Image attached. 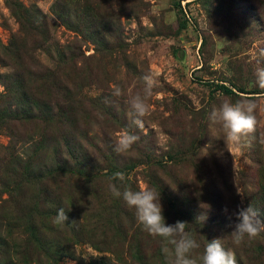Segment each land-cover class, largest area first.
Returning <instances> with one entry per match:
<instances>
[{
  "label": "rangeland",
  "instance_id": "374dc122",
  "mask_svg": "<svg viewBox=\"0 0 264 264\" xmlns=\"http://www.w3.org/2000/svg\"><path fill=\"white\" fill-rule=\"evenodd\" d=\"M258 67L264 0H0V264H167L161 238L110 182L159 191L166 223H188L200 244L197 259L222 238L237 264H264V231L239 246L230 235L238 208L264 219ZM147 74L157 86L140 129L128 101ZM226 99L257 104L242 146L226 145L208 119ZM125 129L139 140L118 154ZM53 202L89 235L59 236Z\"/></svg>",
  "mask_w": 264,
  "mask_h": 264
},
{
  "label": "clouds",
  "instance_id": "9594fccd",
  "mask_svg": "<svg viewBox=\"0 0 264 264\" xmlns=\"http://www.w3.org/2000/svg\"><path fill=\"white\" fill-rule=\"evenodd\" d=\"M255 77L256 85L264 89V67L256 69ZM142 79L145 85L143 94L137 93L128 101L132 114L135 116L132 123L140 129L144 127L143 118L150 112L149 99L153 95V89L157 86V81L151 74L144 75ZM121 94L122 90L116 87L113 95L120 96ZM256 108V102L251 99H240L236 102L226 99L218 107H213L208 119L211 125L218 126L223 131L226 145L242 146L244 141L256 132ZM138 140L139 136L125 129L117 135L114 151L118 154H125L133 149ZM113 179L124 181L125 176L117 172ZM108 188L113 197L122 198L128 208L134 210L137 223L145 232L154 238H161L163 245L161 251L167 264H237L234 251L225 248L222 238L211 239L204 247L203 254L197 259L193 252L200 248V244L186 230L188 223L183 221H176L174 224L166 223L160 192L156 189L145 186L133 191L125 187L121 191L117 184L111 182ZM234 217L235 220L230 225L232 229L230 235L236 246L245 242V239L254 240L264 231V219L261 218L260 212L251 205L238 208ZM206 219V216L199 217L202 222ZM67 220L65 209L59 208L54 223L65 225Z\"/></svg>",
  "mask_w": 264,
  "mask_h": 264
},
{
  "label": "trees",
  "instance_id": "16d2710c",
  "mask_svg": "<svg viewBox=\"0 0 264 264\" xmlns=\"http://www.w3.org/2000/svg\"><path fill=\"white\" fill-rule=\"evenodd\" d=\"M73 27H75V26H73ZM67 28L71 30L72 29V25L68 24ZM220 88L222 89L223 93L232 94V92L228 88H226V87H220ZM60 138L64 139L63 137H60ZM68 154H70V153H68ZM53 204H55V203L53 202ZM55 206L57 207V209L63 207V205H61V204L59 205L58 203H56ZM66 207L67 206L64 204L63 208L65 209ZM65 211H66V209H65ZM66 215L68 216V220L66 221V224L65 225H59V226H62L65 229V231L59 232L58 233L59 236H62V235H60L62 233L63 234L67 233V235L69 234V236H72V238H74V240H81L82 237H85L86 235H89V233L85 230V226L82 223H80L79 219H74V217L72 215L68 214L67 211H66ZM32 221H33L32 217L31 218L28 217V218L25 219V222H26L25 223V229L27 231L31 232V237L33 238L32 240L33 241H37L38 239H36V237H35V235L37 234V233L35 234L36 228H35V225H34V223ZM73 222H75V223H73ZM45 231H49V229H47ZM53 232L55 233L54 234V236H55L57 234V230H55ZM63 250L64 249H58V251L53 253L55 256H57L56 259H58L60 257V255H61V253L64 252Z\"/></svg>",
  "mask_w": 264,
  "mask_h": 264
}]
</instances>
